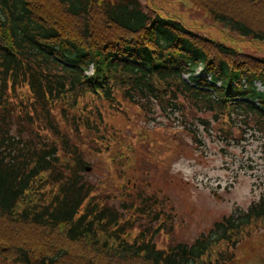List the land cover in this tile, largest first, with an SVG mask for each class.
<instances>
[{"label":"trees","instance_id":"1","mask_svg":"<svg viewBox=\"0 0 264 264\" xmlns=\"http://www.w3.org/2000/svg\"><path fill=\"white\" fill-rule=\"evenodd\" d=\"M146 1L0 0L5 258L19 264H229L247 239L252 248L264 246V195L191 245L162 249L152 237L171 238L168 202L139 191L136 203L108 208L83 176L81 136L98 145L94 155L118 141L111 161L120 168L131 171L134 154L145 163L137 132L121 137L107 123L113 117L130 122V110L142 120L154 109L181 120L179 132L194 147L200 140L191 126L236 143L248 134L264 137V57L234 47L264 44V0H175L212 20L200 28L197 19L187 22L180 11ZM146 131L152 145L156 137ZM126 169L115 182L120 190H137ZM133 221L148 226L134 232Z\"/></svg>","mask_w":264,"mask_h":264},{"label":"rangeland","instance_id":"2","mask_svg":"<svg viewBox=\"0 0 264 264\" xmlns=\"http://www.w3.org/2000/svg\"><path fill=\"white\" fill-rule=\"evenodd\" d=\"M146 2L154 6V9L162 8L172 13L180 11L187 22L197 19L198 28L203 23H212L211 19L203 18L201 13L193 9L177 7L175 0ZM204 32L212 36L218 35L213 29ZM234 47L247 54L264 57V44L254 40L244 42L243 47ZM184 78L187 79L188 76ZM130 112L133 114L130 122L123 117H113L107 123L113 125L121 137L137 132L140 141L137 149L145 152L142 155L145 163L137 162L138 157L134 154L128 166L131 171L125 167L120 168L118 163L113 164L111 161L120 149L118 141L107 153L94 155L91 153L92 149H97L98 145L90 142L91 135L81 136L77 138V143L85 144L87 157L84 166L90 168L83 176L96 186V195L107 199L108 208L117 210L136 203L139 191L146 196L155 197L157 201L168 202L171 207L168 206L167 210H173V220L166 232H170L171 238L165 239L163 233H156L152 241L158 248L164 249L177 243L191 245L199 237L207 236L209 231H215L212 227L217 221L234 213L246 212L252 203L258 202L264 195V137L248 134L247 140L236 143L220 140L216 132H208L204 127L191 126L200 140L194 147L192 139L179 132L181 127L178 121L181 120L167 119L155 109L146 120H142V116L136 115L134 110ZM199 115L208 117L207 114ZM131 127L133 131L130 130ZM146 129L156 137L152 145L145 139ZM71 139L75 140L73 137ZM124 169L129 171L132 178H137V190H132L130 186L125 190L119 189L115 181ZM125 194L129 196L126 197ZM128 213L129 211H125L126 217ZM130 226L137 232L138 227L144 230L148 224L145 221H133ZM154 228L155 225L152 230ZM253 244L251 238L244 241L241 247L244 251L237 254V261L229 264H264V246L252 248ZM234 258L235 256L231 259ZM0 264L19 263L5 258L0 248Z\"/></svg>","mask_w":264,"mask_h":264},{"label":"water","instance_id":"3","mask_svg":"<svg viewBox=\"0 0 264 264\" xmlns=\"http://www.w3.org/2000/svg\"><path fill=\"white\" fill-rule=\"evenodd\" d=\"M87 170H89V169H87Z\"/></svg>","mask_w":264,"mask_h":264}]
</instances>
